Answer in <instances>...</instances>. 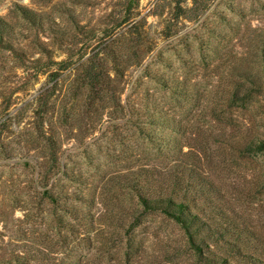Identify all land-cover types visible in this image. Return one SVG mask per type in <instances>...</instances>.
Listing matches in <instances>:
<instances>
[{
  "label": "rangeland",
  "instance_id": "1",
  "mask_svg": "<svg viewBox=\"0 0 264 264\" xmlns=\"http://www.w3.org/2000/svg\"><path fill=\"white\" fill-rule=\"evenodd\" d=\"M191 7L190 0L180 6L175 0H0V15L13 25L10 37L0 40V264H75L82 258L118 264L122 256L120 264H197L179 227L160 214L144 215L117 252L100 256L99 241L83 239L84 227L69 233L60 225L70 203L80 216L91 209L90 198L75 201L73 192L91 186L99 192L105 176L133 164L141 152L136 135L123 152L118 125L110 126L116 103H92L84 72L75 70L85 58L124 56L130 67L123 102L132 94V101L146 104L156 88L148 70L187 73L202 88H226L237 56L262 48L264 0H209L201 15ZM22 8L36 12L35 22ZM258 111L264 115V108ZM253 160L257 172L264 170V153ZM244 166L247 179L224 187L219 203L230 209L233 241L254 252L232 263L264 264V179L255 187L253 165ZM65 167L88 175V186L62 177ZM46 189L63 197L53 202ZM100 198L93 205L102 212L97 226L110 234L118 228L109 218L130 198L112 191ZM243 227L258 238L241 243Z\"/></svg>",
  "mask_w": 264,
  "mask_h": 264
},
{
  "label": "trees",
  "instance_id": "2",
  "mask_svg": "<svg viewBox=\"0 0 264 264\" xmlns=\"http://www.w3.org/2000/svg\"><path fill=\"white\" fill-rule=\"evenodd\" d=\"M184 1L188 0H175L176 6ZM190 2L191 9L199 15L209 7V0ZM22 11L24 18L35 22L34 10ZM12 31L13 25L0 15V40L8 39ZM94 59L102 64H94ZM142 61L140 57L136 64ZM129 67L121 54L99 53L88 56L75 68L84 72L81 79L85 80L83 85L92 103H116L118 116L110 117L115 119L110 126L118 125L120 143L125 146L123 152L128 153L133 146L128 141L134 135L138 143L135 148L141 147V152L134 156L133 164L126 163L124 168L105 176L99 192L93 186L87 193L84 189L73 192L75 201L90 198L91 209L80 216L81 210L70 203L63 209L69 216L61 217L60 225L69 233L84 227L83 239L98 240L100 256L117 252V244L125 241L130 229L144 215L160 214L179 227L182 241L197 264H233V257H254V252H246L243 245L231 238L234 224L229 219L230 209L221 206L219 199L225 197L224 187L247 179L243 175L244 165H253L255 187L264 179V170L257 172L253 160V155L264 153V115L258 111L264 108V44L259 51L237 56L228 76L230 86L226 88H202L187 73L170 76L160 70H148L146 76L156 88L146 104L132 101V94L128 95V102H123ZM146 91L149 93L150 88ZM53 157L57 159V152ZM59 170L69 181L88 186V175L83 172L75 173L66 167ZM111 191L124 193L130 200L119 204V215L108 220L109 225L118 229L105 234L97 226L102 212L97 213L93 205ZM46 194L53 202L63 197L48 190ZM112 198L108 197V202L113 206ZM130 218L134 221L129 225ZM240 233L241 243L258 238L247 227ZM75 264L91 263L82 258Z\"/></svg>",
  "mask_w": 264,
  "mask_h": 264
}]
</instances>
